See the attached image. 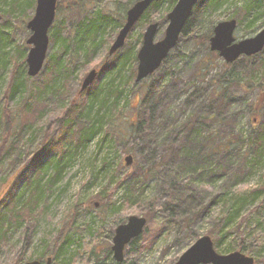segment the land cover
<instances>
[{
	"label": "rangeland",
	"instance_id": "1",
	"mask_svg": "<svg viewBox=\"0 0 264 264\" xmlns=\"http://www.w3.org/2000/svg\"><path fill=\"white\" fill-rule=\"evenodd\" d=\"M7 1L0 0V44L9 43L5 49L10 54L0 61V146L10 135L0 159V203L29 201L37 185L43 191L35 213L12 223L8 239L0 244V264L35 258L45 262L50 250L67 236L72 243L52 264H92L94 253L111 248L116 228L133 214L146 216L147 225L126 245L124 264H175L203 235H211L221 254L240 250L254 256V264H264V157L249 150L254 129L264 121V50L260 57L237 59L226 66L209 42L193 35L201 37L219 21L236 18L237 38L254 36L264 26V16L250 26L252 15L243 10L247 1H229L207 13L192 34H181L158 70L138 80L136 53L147 24L158 21L156 40L164 37L167 13L175 4L163 0L135 24L117 51H135L136 58L116 75L120 95L115 111L95 139L84 145L73 139L76 133L72 141L68 139L62 123L72 100L76 104L82 100L77 94L84 78L93 69L99 72L103 62L117 53L111 55L109 47L120 28L112 22L103 30L92 62L83 56L75 61L76 70L68 80V107H59L57 98L49 95L37 120L23 113L25 89L14 95L10 87L16 67L23 62L22 68L28 66L27 38L32 31L27 23L37 0L23 9L13 7V12ZM128 1L59 0L47 52L57 48L50 39L54 28L69 34L85 16L115 15ZM42 71L28 76L27 82H38ZM85 109L81 107L82 113L73 119L76 131L80 120L87 118ZM144 114L142 128L132 126ZM188 118L196 124L194 129L186 126ZM10 119L34 126L6 131ZM129 154L134 161L127 165ZM60 159L61 175L49 188ZM40 170L42 176L34 185L31 180ZM236 202L237 211L232 209ZM41 250L47 251L44 256Z\"/></svg>",
	"mask_w": 264,
	"mask_h": 264
},
{
	"label": "trees",
	"instance_id": "2",
	"mask_svg": "<svg viewBox=\"0 0 264 264\" xmlns=\"http://www.w3.org/2000/svg\"><path fill=\"white\" fill-rule=\"evenodd\" d=\"M135 1L136 0L128 1V5L126 6V8L132 6ZM162 1L163 0L154 1L153 4L145 11V13L143 14L144 16L139 21H142V19L144 20L148 16L146 14L151 9L159 8V5L162 3ZM229 1L231 0H200V2L194 7L189 20L186 22V26L182 31V35L192 34L194 29H197L201 25V20L207 13H211V11L214 9L221 8ZM245 1L247 2L244 5L243 10H245L248 15H252L251 17H249V21L251 23L250 26H252L257 22V20L264 16V0ZM7 2L10 5L9 7H11V12L14 11L13 7L18 10L17 8L23 9V7L32 6L34 4V0H8ZM171 2H175L176 4V0H171ZM57 7H60V3H58ZM126 8H124L122 11H117L115 15H112L113 13L110 14L108 12L106 14H102L100 17L88 18L85 16V18L76 25V30L74 32H70L69 34L62 35L59 29L54 28L51 32L50 39L53 43V47L57 48L56 51L48 53L47 59L45 61V67L41 73L42 76L39 78L38 82H27V78L30 75H28L27 72L28 66L27 68L25 66L22 68L24 62L21 63L22 65L20 67H16L12 75L13 77L10 80V87L14 91V95H16V93H20L25 89V93H27V96L22 106L24 114L29 113L33 116V118L39 120L44 112L43 110L46 109L44 107L47 104L45 100L49 95L57 98L59 107H68L67 103L65 102L70 89L68 80L76 70V62L80 59L81 56H83L87 62H92L93 55L97 51L96 49L103 42L102 39H100L103 30L107 29V27L111 25L112 22V26L115 29H121L126 19L125 14L128 9ZM212 32L213 29L211 28L208 33H204V35H202L201 37L194 33L193 35H196V38L200 40L202 39L204 42H209V39L212 36ZM1 36L2 32L0 33V39ZM8 44L9 43H7L6 41L0 44L1 62H4L7 54L10 56L9 52L5 49ZM262 51L258 52L256 55L242 56L239 59L251 60L253 58H257L259 55H261ZM135 58V51L133 52L129 49H125V51L122 52H117L113 56L108 57L100 67L99 74L93 81V84L88 86L86 89H82L80 92H78L77 95L82 97V100L78 104H76L75 101L72 100V102L70 103V107L67 108L65 116L66 120L64 123H62L63 127L66 128L63 132H67V134L69 135L68 139L73 138L74 133H76V138L73 139H77L79 144L85 145L86 143L95 139V135L98 133L99 129H101L102 126L106 122H108V118L112 116V112L115 111L116 108V101L120 95V91L118 90L117 85H115L116 75L121 74V70L125 68L127 62ZM225 64L226 66L232 65V63L229 62H225ZM17 71H20L19 74H17ZM31 77L32 76H30L29 79H31ZM153 90L155 89H151V91H149L150 94L154 93ZM114 95L116 96V98L112 100V97ZM147 96L145 95V100ZM81 107L86 108L85 110H87V118L80 120V129L76 131L72 127V123L73 119H75L80 113H82ZM256 107L258 106L256 105ZM75 111L77 112L75 113ZM73 114L74 116H72ZM144 120H146L145 114L143 115V118L140 117L138 122L133 123L132 126L137 129L142 128ZM185 123L187 127L192 129L195 128L196 124H194L191 118H188ZM32 126H34V124H31L29 122L27 123L26 121L22 123V121L19 119L17 121L10 119L7 122L8 128L6 131H9L10 129L12 130V128L25 130L26 128ZM9 135L4 136L3 140L1 141L3 142V144L0 146V159L3 155V152L7 148V137H9ZM70 140L72 141V139ZM249 150L255 153V155L259 159H262V157H264V121L260 122V124L257 125V127L254 129L253 134L250 137ZM60 161L61 159L57 160L54 174L48 181V184L50 185L49 188L53 186V183H55L61 175L60 172L63 168V164L61 165ZM41 172V170L37 172L39 176L36 177L34 181L31 180L34 185L37 184V182L40 180L42 176ZM42 191L43 186L37 185L34 192L35 194L32 195V199L29 201L18 204L17 201L13 202L10 201V199L9 201L3 200L4 204L0 203V244L2 243V241L8 239V233L13 222H20L22 221V219H29V217H31L35 213V211L38 209L37 205L39 201V195L42 193ZM236 205L237 202L232 206V209H235L237 211ZM136 239L137 238H135L134 240ZM70 243H72V239L67 236L61 243L58 244V246H56V248L54 247L53 249H51L49 254H51L53 256V259L56 260L57 257H60L67 252V248ZM41 251H43V256L47 252L46 250ZM94 254L96 257L94 259V263L92 264H105L108 259L111 260L110 263L112 264L125 263L124 261L119 262L114 259L113 250L110 247H107L101 254L99 252H95ZM128 264L135 263L130 262Z\"/></svg>",
	"mask_w": 264,
	"mask_h": 264
},
{
	"label": "water",
	"instance_id": "3",
	"mask_svg": "<svg viewBox=\"0 0 264 264\" xmlns=\"http://www.w3.org/2000/svg\"><path fill=\"white\" fill-rule=\"evenodd\" d=\"M59 0H37L35 14L29 19L27 26L32 31L27 38L31 44L26 62L28 64V75L37 76L44 68L49 48V27L55 21L57 4ZM155 0H137L126 12V20L118 32L116 39L109 47L110 54H114L121 48L129 32L135 27L136 22L143 16L145 10ZM199 0H177V4L168 12V26L164 37L156 40V34L160 27L159 22H151L143 33V42L137 53L138 66L136 79L148 77L149 74L158 70L170 51L179 42L186 22L192 15V10ZM238 26L236 18L219 21L214 28L210 38L211 50L218 51L227 62H234L242 55H254L264 49V27L257 31L254 36H247L237 39L235 30ZM97 70L93 69L83 80L82 88L91 84ZM126 164L130 165L134 159L131 154L125 157ZM1 199V197H0ZM147 217L132 215L126 222H122L115 230L113 244L114 258L123 262L125 246L139 237L147 225ZM52 257L48 256L45 264H52ZM254 264L255 258L252 255L243 253L240 250H233L229 253H219L213 243L211 235H203L193 243L175 264ZM20 264H43L39 259L27 260Z\"/></svg>",
	"mask_w": 264,
	"mask_h": 264
}]
</instances>
